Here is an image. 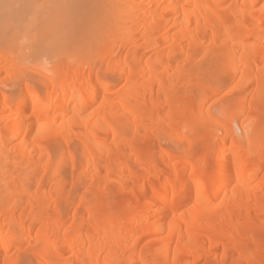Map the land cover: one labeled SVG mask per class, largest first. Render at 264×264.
Returning a JSON list of instances; mask_svg holds the SVG:
<instances>
[{
    "label": "bare ground",
    "instance_id": "1",
    "mask_svg": "<svg viewBox=\"0 0 264 264\" xmlns=\"http://www.w3.org/2000/svg\"><path fill=\"white\" fill-rule=\"evenodd\" d=\"M13 21L0 264H264V0H22Z\"/></svg>",
    "mask_w": 264,
    "mask_h": 264
},
{
    "label": "rangeland",
    "instance_id": "2",
    "mask_svg": "<svg viewBox=\"0 0 264 264\" xmlns=\"http://www.w3.org/2000/svg\"><path fill=\"white\" fill-rule=\"evenodd\" d=\"M0 3L2 4L1 6H3V10H5V14H6V12H8V11H10V12H8V13H10V14H8V16L5 18V14H4V17H3V19H1L0 20V25L1 26H3V28L2 29H4V31L5 30H10V23H11V20L13 21L14 20V18L15 17H20V7H21V4H22V0H0ZM7 8V10H6V8ZM19 19V18H18ZM16 22V21H15ZM12 23H14V21L12 22ZM12 25V24H11ZM21 35L19 34V37H20ZM16 40V42H18L19 41V38H15ZM7 44H9L8 43V41L7 40H0V47L2 46L5 50H7L8 52H12V53H16V50H18L19 48L18 47H20V43L18 42V44L17 43H14V45H17V46H14V45H7ZM206 46H207V43L206 42H204L203 44H202V47L203 48H206ZM16 49V50H15ZM23 51V50H22ZM21 55H23L22 56V58H24V59H26V57L27 56H25L26 54H24L23 52H21ZM16 56H20L19 54H16ZM23 59V60H24ZM55 63H56V60H53ZM202 61H204V59H202ZM24 63H25V61H23ZM22 62V64H23V66H21V68L22 69H24V70H32V71H36V72H42V67L41 66H35L36 64H33L32 62V60H30V62L29 63H26V64H24ZM203 63H205V62H203ZM21 64V65H22ZM30 64V65H29ZM33 64V65H32ZM50 66L52 65V63L51 64H49ZM48 65V66H49ZM17 70H15V69H11V70H9V71H4V72H2L1 73V76H4L7 80H9V79H14L15 77H16V74H17ZM234 86V85H233ZM233 86H232V84L230 85V86H227V87H225V88H222L219 92L220 93H218L219 95H215V96H213V97H209L208 98V100H207V102H206V104H205V107L207 108V107H209V105L210 104H212V105H210V109H211V112H210V114H211V116H210V114H209V117L210 118H224V120H228V117H226V113H227V110L226 109H228L226 106L228 105V104H230L231 102H232V98L234 97L233 95V93H235L234 91H233ZM6 91L7 90H9L10 89V86H5V88H4ZM232 91V92H231ZM230 92V93H229ZM224 93V94H223ZM227 95H228V98H227ZM216 97V98H215ZM222 97V98H221ZM213 98V99H212ZM226 98H227V100H231V101H227L226 100ZM223 99V100H222ZM214 100H217V101H214ZM224 102H225V104H224ZM209 104V105H208ZM229 107V106H228ZM226 110V111H225ZM246 114H243L240 118H242L241 120H243V116H245ZM246 118V117H245ZM251 119H253V118H251ZM251 119H249L250 121H248L247 120V123L248 122H250V123H254V120H251ZM241 120H239V121H237L238 122V124H237V122L236 123H234L232 126H231V128H233V129H235V130H238V131H241V125H240V121ZM226 123H227V121H225ZM246 124V125H249L250 127H251V125L252 124ZM245 125V126H246ZM249 127V128H250ZM211 128V127H210ZM245 128H247V127H245ZM206 129L207 128H204V131L206 132ZM179 130V134L180 133H183L182 132V130H181V128H179L178 129ZM208 131V130H207ZM210 131H211V133L213 132V133H215V134H222V131L221 130H218V128L217 127H212L211 129H210ZM249 131V130H248ZM210 133V134H211ZM206 134L208 135V132H206ZM185 136H187V137H185ZM189 133H188V131H185V133H184V138L185 139H183V141H181L180 143H183V144H185V146L187 145V141L188 140H186L187 138H189ZM208 139H206V140H204V141H207ZM169 141V142H168ZM167 141V144L169 145H173V143L174 142H176V143H178L176 140H168ZM204 141H201V142H204ZM175 143V144H176ZM166 144V145H167ZM174 144V145H175ZM155 151H156V149H155ZM156 153V152H155ZM158 156V155H157ZM212 161L214 160L213 158H210ZM88 189V186L86 185L85 187H84V190H86V189ZM260 221H263L264 222V218L263 219H261ZM257 223H260V222H258L257 221ZM34 261L32 260V261H30V262H28V263H26V264H34L33 263Z\"/></svg>",
    "mask_w": 264,
    "mask_h": 264
}]
</instances>
